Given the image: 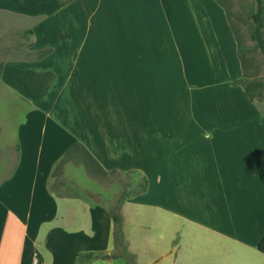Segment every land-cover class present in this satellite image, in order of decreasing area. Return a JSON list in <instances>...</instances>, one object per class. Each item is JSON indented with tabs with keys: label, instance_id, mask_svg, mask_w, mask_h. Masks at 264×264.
<instances>
[{
	"label": "crops",
	"instance_id": "0c3cea01",
	"mask_svg": "<svg viewBox=\"0 0 264 264\" xmlns=\"http://www.w3.org/2000/svg\"><path fill=\"white\" fill-rule=\"evenodd\" d=\"M3 14L50 53L0 68V134L14 128L0 140V264H127L80 261L115 250L114 222L48 190L75 144L148 179L121 207L135 264L139 241L155 248L149 264H264V104L233 84L219 0H0Z\"/></svg>",
	"mask_w": 264,
	"mask_h": 264
},
{
	"label": "rangeland",
	"instance_id": "374dc122",
	"mask_svg": "<svg viewBox=\"0 0 264 264\" xmlns=\"http://www.w3.org/2000/svg\"><path fill=\"white\" fill-rule=\"evenodd\" d=\"M221 1L232 14L231 18L243 38V43L250 48L255 46V42L251 38V14L256 10L255 0ZM233 14L241 16L242 21L239 22ZM27 26L28 23L22 21L16 16L8 14L0 15V67L2 63L8 59L33 60L40 55V52L31 51L33 38L32 35L29 34V30L26 29ZM250 56L254 59L251 73L264 80L263 54L260 50H256ZM10 106L11 105L9 104L7 106L6 102L0 103V110L3 111L5 120L8 118L7 113L11 109ZM3 126L5 127L0 134V140L3 139L4 141H7L14 138V128L7 125V123L3 124ZM96 174L97 175H93L89 172L87 159L69 161L61 168L58 174L50 177L48 180V190L61 196L77 197L88 203L99 205L104 210H107L108 213L114 210L117 200L124 190L130 195L141 190V176L135 172H121L115 173L111 176H105L96 171ZM155 232L160 234L159 231L157 232L155 230ZM139 244L143 246V252L140 254L141 264H149V262L152 261V257L154 258L151 254L155 248L150 245L146 246L140 241ZM158 248L166 251L167 246L166 244H160ZM111 254H118L116 247ZM87 258V255H83L80 257V261L87 260ZM125 261L127 264H132L127 260ZM133 261L135 263L134 257ZM167 262L168 260L164 259L160 264H166ZM80 264L82 263L80 262Z\"/></svg>",
	"mask_w": 264,
	"mask_h": 264
},
{
	"label": "trees",
	"instance_id": "16d2710c",
	"mask_svg": "<svg viewBox=\"0 0 264 264\" xmlns=\"http://www.w3.org/2000/svg\"><path fill=\"white\" fill-rule=\"evenodd\" d=\"M220 4L224 7L228 22L232 28V31L235 35L237 44H238V57L240 60L243 77L240 80L233 82L234 85L240 86L246 97L253 103L264 104V80L255 76L252 71V67L254 64V59L250 56L256 50H260L264 56V0H255L256 10L251 14L252 20V34L251 38L255 42V46L252 48L246 46L243 42V38L240 35V32L232 20V14L227 10L226 5L221 1ZM239 22L242 21L241 16L238 14H233ZM29 34L32 35V32L29 31ZM50 53V50L40 51V55L36 59H41L46 57ZM1 68V67H0ZM1 73V69H0ZM86 160L88 170L93 175H97L98 173L111 176L115 173H121L117 171L107 172L105 171L100 164L93 158V156L81 145L75 144L73 145L59 160L58 164L54 168L53 175L58 174L61 168L69 161L75 160ZM91 164V165H90ZM128 173V172H127ZM138 174V173H137ZM139 175V174H138ZM140 176V175H139ZM141 190L134 194H127L126 190H124L117 203L115 205L114 210L110 211L109 214L114 222L115 231H114V239H115V247L118 250V254H107V255H96L89 254L87 255L90 259H103V260H116V259H125L128 262L135 264L133 261L134 255L128 252L127 245L125 242L124 234H123V218L121 216V207L124 202L130 198H134L138 195L146 193L149 187V181L145 176H141ZM258 250L260 253L264 255V238L258 245Z\"/></svg>",
	"mask_w": 264,
	"mask_h": 264
}]
</instances>
